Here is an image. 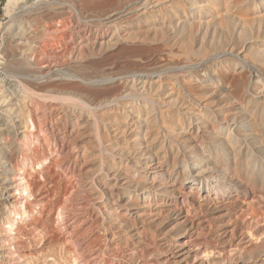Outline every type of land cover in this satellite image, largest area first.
I'll list each match as a JSON object with an SVG mask.
<instances>
[{"label":"rangeland","instance_id":"rangeland-1","mask_svg":"<svg viewBox=\"0 0 264 264\" xmlns=\"http://www.w3.org/2000/svg\"><path fill=\"white\" fill-rule=\"evenodd\" d=\"M9 1L0 0L2 72L16 49ZM71 7L72 19L45 31L39 62L54 59L61 85L83 83L91 94L103 90L90 81L103 82L106 93L115 80H132L133 94L116 92L123 103L143 109L121 121L117 136L129 150L113 153L123 172L136 170L153 201L137 212L127 208L119 228L123 249L114 248L117 257H111L105 248V264H264V0H81ZM85 32L105 35L100 51L83 60L90 80L69 70L77 67L69 55ZM111 33L117 41L107 39ZM36 177L39 183L46 178ZM54 177L47 187L68 184L69 177ZM53 214L49 226L33 231L39 234L35 248L22 237L20 248L9 247L23 258L0 256V264H74L73 245L58 210ZM95 238L92 254L106 247L104 232Z\"/></svg>","mask_w":264,"mask_h":264},{"label":"bare ground","instance_id":"bare-ground-1","mask_svg":"<svg viewBox=\"0 0 264 264\" xmlns=\"http://www.w3.org/2000/svg\"><path fill=\"white\" fill-rule=\"evenodd\" d=\"M74 1L81 2L10 0L7 4V14L13 15L12 24L17 33L16 49L11 53L12 64L8 70L0 71V256L4 258H10L13 254L21 256V252L9 246L20 248L22 237L30 240L27 244L34 243L35 248V240L38 239L33 236L39 234L33 231L49 226V223L45 224L46 219L58 210L61 217L59 224L67 233V242L70 240L73 245V263L105 264V248L111 257H117L114 248L123 249L119 241L122 232L119 230L127 208L130 212H137L138 207H147L153 201L150 188L144 186L143 180H136V170L123 172L119 168L121 162L113 153V150H129L123 147V140L117 136L121 121L135 118L139 116V111H143L133 104L120 101L116 91L121 89L124 96H128L133 94V89L137 90L134 88L137 84L132 80H115L105 93L107 85L103 82L93 85V81H90L91 88L103 90L91 94V90L84 92L80 88L83 83L61 85L62 82L58 80L61 79L58 70L61 66L56 67L54 59L51 58L47 65L38 60L41 53L46 51L40 46L45 31H56L60 27V20L74 17L71 7ZM26 17H30L33 23L24 21ZM33 27L37 32L31 34L29 31ZM107 39L117 41V35L111 33ZM52 42H57V39L52 38ZM75 42L74 51L69 57L77 67L69 70L90 80L89 69L83 60L94 54L98 47H103L105 35L93 37L90 32H85ZM84 98L89 100L90 105ZM109 101L114 103L107 106L105 102ZM145 108L147 114L148 108ZM53 168L57 170L51 173ZM59 169L60 173L57 172ZM105 173L109 178H105ZM42 175L46 178L41 177L44 182L40 178L39 183L36 176ZM55 175L59 178L63 175L69 177L68 184L58 181V178L54 189L49 186L51 190L47 187L48 181ZM65 177H62L63 180ZM114 181L120 183L114 184ZM50 183L53 185L52 180ZM132 184L136 185V189H143V193L134 192ZM134 195L137 200L133 199ZM58 197L64 199L58 200ZM39 206L40 211L36 210ZM50 211H53L51 215L44 219V214ZM107 217L111 222L107 221ZM15 221L18 226L14 224ZM105 224L112 225L105 228ZM7 229L12 234L3 232ZM101 232L106 234V247L101 246L98 253L92 254L89 245ZM46 237L42 238L47 240ZM49 237L52 239V235ZM44 244L48 245L50 241ZM237 250L240 251L239 248ZM98 254L103 255L99 257ZM123 258L128 259L126 255Z\"/></svg>","mask_w":264,"mask_h":264}]
</instances>
